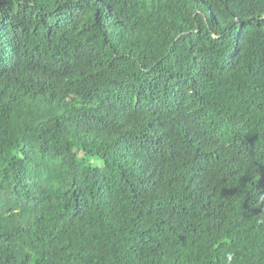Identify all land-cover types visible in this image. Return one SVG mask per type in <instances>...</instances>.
I'll use <instances>...</instances> for the list:
<instances>
[{
	"label": "trees",
	"instance_id": "16d2710c",
	"mask_svg": "<svg viewBox=\"0 0 264 264\" xmlns=\"http://www.w3.org/2000/svg\"><path fill=\"white\" fill-rule=\"evenodd\" d=\"M0 264H264V0H0Z\"/></svg>",
	"mask_w": 264,
	"mask_h": 264
},
{
	"label": "rangeland",
	"instance_id": "374dc122",
	"mask_svg": "<svg viewBox=\"0 0 264 264\" xmlns=\"http://www.w3.org/2000/svg\"><path fill=\"white\" fill-rule=\"evenodd\" d=\"M87 162L93 166L103 167V162L100 160L99 156H90L87 158Z\"/></svg>",
	"mask_w": 264,
	"mask_h": 264
}]
</instances>
